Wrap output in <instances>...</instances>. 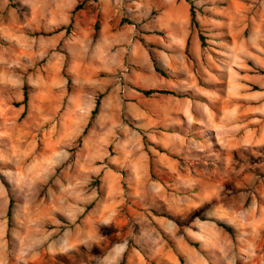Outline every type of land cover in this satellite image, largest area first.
<instances>
[{
	"label": "rangeland",
	"instance_id": "rangeland-1",
	"mask_svg": "<svg viewBox=\"0 0 264 264\" xmlns=\"http://www.w3.org/2000/svg\"><path fill=\"white\" fill-rule=\"evenodd\" d=\"M80 1L0 0V264H264V0Z\"/></svg>",
	"mask_w": 264,
	"mask_h": 264
},
{
	"label": "trees",
	"instance_id": "trees-1",
	"mask_svg": "<svg viewBox=\"0 0 264 264\" xmlns=\"http://www.w3.org/2000/svg\"><path fill=\"white\" fill-rule=\"evenodd\" d=\"M87 1L88 0H82V1L78 2L75 5V7L73 8L72 14H74L78 10L82 9ZM185 1L189 4V22H190V26L196 28L198 26V22L196 20V15H195V12H194L193 3H192L191 0H185ZM69 26L70 25H68V27L60 26V27H58V28H56V29H54V30H52L50 32H47V33L41 32V33H38V34H40V35H52V34H56L58 32H61L63 30H65V32L68 33ZM95 28L97 29V26ZM198 38L201 41V43L203 44V36L201 34H198ZM149 55H150V59H151V62H152L154 70L157 73H159L161 76H165V73L161 69H159V67H158L156 61L154 60V58L152 57V55L151 54H149ZM140 92H142L145 95H149V94H152V93H162V94H169V95L176 96V97L180 96V95H178L177 93H175L173 91L160 90V89L140 90ZM27 102H28V87L26 85H23V87H22V100L19 103L16 104V106H20V105L23 106L24 111L22 113V116L24 115V112H25V110L27 108ZM98 107H99V100L96 99L95 103H94V107H93V109L91 111L90 119H92L94 117V115L97 114ZM142 140L145 141V136H142ZM11 206L12 205H11V201H10L8 203V207H7V211H6V217L8 219L10 218V215H11ZM217 225L219 227H221L224 231H226L227 233H229L230 235L233 236V229L230 226H228L225 223H221V222H217ZM192 245L196 246V244H193V243H192ZM179 260H180V263L183 264V259L181 257L179 258Z\"/></svg>",
	"mask_w": 264,
	"mask_h": 264
},
{
	"label": "crops",
	"instance_id": "crops-1",
	"mask_svg": "<svg viewBox=\"0 0 264 264\" xmlns=\"http://www.w3.org/2000/svg\"><path fill=\"white\" fill-rule=\"evenodd\" d=\"M168 9H170V8H168ZM101 11H102V16L104 18H107L108 16H110L108 9L106 7H102ZM168 12H169V10H168ZM170 22L173 23V25L178 28L177 29L178 41L180 42V44H183L190 35L191 26L189 25V26L180 28L178 26L179 23H177L178 19L173 18V17H170ZM189 24H190V22H189ZM242 70H244L243 67L240 68L239 71H238V69H236V70H233L232 72H229L227 82H226L227 99L230 101L235 100L236 103L239 100H256L255 98H259V97H256V95L254 97H253V95H251L250 99H249V97H247V98L244 97L243 91H244L245 87H244V83H243V77L241 76ZM177 243H178V245L180 244L179 246H181V249L184 248V250H186L190 255H193V252L191 251V249L189 247L185 246L184 243H182L180 241H178Z\"/></svg>",
	"mask_w": 264,
	"mask_h": 264
}]
</instances>
